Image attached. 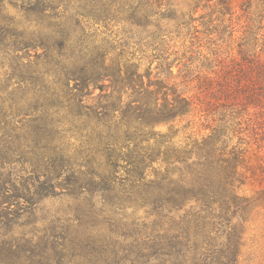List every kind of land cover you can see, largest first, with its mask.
<instances>
[{
	"label": "trees",
	"instance_id": "1",
	"mask_svg": "<svg viewBox=\"0 0 264 264\" xmlns=\"http://www.w3.org/2000/svg\"><path fill=\"white\" fill-rule=\"evenodd\" d=\"M52 32L54 67L81 69L70 112L101 120L107 162L178 218L155 245L176 264H238L264 204V0H68ZM197 115L203 135L177 124Z\"/></svg>",
	"mask_w": 264,
	"mask_h": 264
},
{
	"label": "rangeland",
	"instance_id": "2",
	"mask_svg": "<svg viewBox=\"0 0 264 264\" xmlns=\"http://www.w3.org/2000/svg\"><path fill=\"white\" fill-rule=\"evenodd\" d=\"M67 3L0 0V264L181 262L153 239L178 218L153 214L145 180L107 162L101 120L70 112L69 76L81 69L52 63L63 51L52 31ZM92 91L86 100L96 105L100 89ZM193 118L177 124L205 134ZM238 264H264V204L247 223Z\"/></svg>",
	"mask_w": 264,
	"mask_h": 264
}]
</instances>
